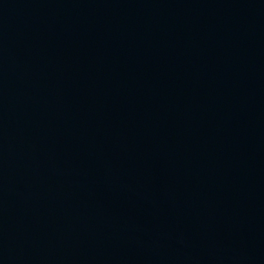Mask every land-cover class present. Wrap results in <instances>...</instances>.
<instances>
[{
	"label": "water",
	"instance_id": "obj_1",
	"mask_svg": "<svg viewBox=\"0 0 264 264\" xmlns=\"http://www.w3.org/2000/svg\"><path fill=\"white\" fill-rule=\"evenodd\" d=\"M0 264H264V0H0Z\"/></svg>",
	"mask_w": 264,
	"mask_h": 264
}]
</instances>
